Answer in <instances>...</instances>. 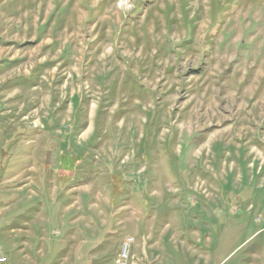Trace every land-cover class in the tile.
Wrapping results in <instances>:
<instances>
[{"label": "rangeland", "instance_id": "obj_1", "mask_svg": "<svg viewBox=\"0 0 264 264\" xmlns=\"http://www.w3.org/2000/svg\"><path fill=\"white\" fill-rule=\"evenodd\" d=\"M14 243L28 264L264 260V0H0L9 263Z\"/></svg>", "mask_w": 264, "mask_h": 264}, {"label": "crops", "instance_id": "obj_2", "mask_svg": "<svg viewBox=\"0 0 264 264\" xmlns=\"http://www.w3.org/2000/svg\"><path fill=\"white\" fill-rule=\"evenodd\" d=\"M16 250H18L19 252V254L21 255V258H20V260L18 261H14L13 263L11 262V263H9L8 261H7V263L6 264H28L27 262H26V260L28 259L27 258V255H26V251H24V253L25 254H23L22 253V251L20 250V246L19 245H17V244H15L14 243V246H13ZM1 253H2V251H1ZM255 259H256V262L255 263H250V264H264V260L262 259V258H260V257H255ZM72 264H78L79 263V259H75L74 261H72L71 262Z\"/></svg>", "mask_w": 264, "mask_h": 264}, {"label": "built area", "instance_id": "obj_3", "mask_svg": "<svg viewBox=\"0 0 264 264\" xmlns=\"http://www.w3.org/2000/svg\"><path fill=\"white\" fill-rule=\"evenodd\" d=\"M129 246V244H127L126 245V247H128ZM126 249H128V248H126ZM126 257V256H125ZM122 262H121V264H125L126 263V258L124 259V258H122ZM7 263V259H6V257L1 253V249H0V264H6Z\"/></svg>", "mask_w": 264, "mask_h": 264}]
</instances>
